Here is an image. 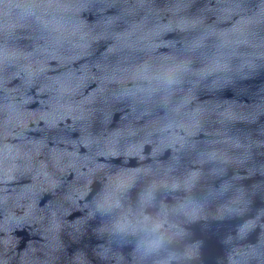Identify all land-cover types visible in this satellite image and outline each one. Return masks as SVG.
<instances>
[{
    "label": "water",
    "instance_id": "water-1",
    "mask_svg": "<svg viewBox=\"0 0 264 264\" xmlns=\"http://www.w3.org/2000/svg\"><path fill=\"white\" fill-rule=\"evenodd\" d=\"M49 3L71 42L38 22ZM5 49L0 264H264V0H0ZM172 59L178 86L136 75ZM153 180L186 208L145 255L112 205Z\"/></svg>",
    "mask_w": 264,
    "mask_h": 264
},
{
    "label": "clouds",
    "instance_id": "clouds-1",
    "mask_svg": "<svg viewBox=\"0 0 264 264\" xmlns=\"http://www.w3.org/2000/svg\"><path fill=\"white\" fill-rule=\"evenodd\" d=\"M45 12L42 16H38V22L45 28L52 32L57 33V41L68 40L72 41V38L77 35L76 30L72 27L69 22L64 21L62 18L55 16L51 19H46L48 16L47 9L52 8L51 3L43 6ZM57 8L67 10L68 5H56ZM29 15H35V13L29 9ZM19 54L12 51L4 50L0 52V62L19 59ZM29 74H33L31 65L28 66ZM188 64L183 60L172 59L169 63L154 68L152 65L143 63L136 69V75L145 81H156L162 83L167 88L171 89L178 86L181 83V73L187 72ZM71 95L69 90L65 89ZM69 108L71 110V104ZM15 159V157H13ZM15 167V164H13ZM147 175V171L145 172ZM197 174H192V179ZM125 184L121 181L117 187L122 188ZM168 188L169 185L165 181H151L148 185L139 193L138 202L135 208L125 209L121 204L120 200H116L114 205L115 208L121 209V216L116 223V228L120 232H124L137 237V250L143 252L145 255H157L161 251L167 248V245L171 243L177 225L170 219V216L176 212H183L186 205L181 204L179 209H169L167 205L161 201L159 204L156 203V191L158 188ZM179 184L173 183L171 185L172 190H176ZM151 209V211H150ZM187 214V213H185ZM174 255L170 254L166 259H162L159 264H170V261L174 259Z\"/></svg>",
    "mask_w": 264,
    "mask_h": 264
}]
</instances>
